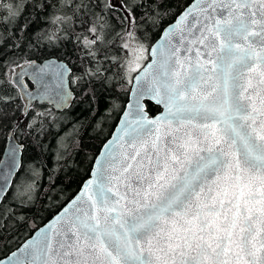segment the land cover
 <instances>
[{"label":"snow or ice","instance_id":"obj_1","mask_svg":"<svg viewBox=\"0 0 264 264\" xmlns=\"http://www.w3.org/2000/svg\"><path fill=\"white\" fill-rule=\"evenodd\" d=\"M160 5L0 0V118L25 76L40 85L25 95L57 108L75 99L73 85L90 108L117 84L135 93L80 192L8 264H264V0H193L163 43H146L139 33L162 20ZM29 6L47 27L24 39ZM41 48L73 59L37 64ZM148 102L163 111L150 116ZM25 115L16 126L27 135L57 119ZM10 174L0 170V217L13 211L3 206ZM35 190L34 179L17 185L13 202L28 207Z\"/></svg>","mask_w":264,"mask_h":264},{"label":"trees","instance_id":"obj_2","mask_svg":"<svg viewBox=\"0 0 264 264\" xmlns=\"http://www.w3.org/2000/svg\"><path fill=\"white\" fill-rule=\"evenodd\" d=\"M119 8L122 0H118ZM192 0H161L162 20L153 26L151 23L142 27L139 35L143 38L147 36L146 43L153 44L158 38L163 28L174 21L180 12ZM139 16L142 9H137ZM123 15L122 12H113L114 24L118 25L115 17ZM37 12L30 6L19 23H27V34L24 39L33 37L36 32L47 27L43 16L39 19ZM144 25V21H141ZM71 47V45H69ZM24 52H27L25 43ZM51 51L47 48L34 50L31 58L43 60L48 57L58 56L69 63L73 58H64L63 51L48 55ZM13 53H9V56ZM27 87L32 84L24 80ZM130 85L121 88L118 84L110 90H101L97 95V101L88 105L90 98H81L79 90L72 86L75 99L71 106L62 111L56 112L48 104L35 103L29 108L20 89H16L13 95L16 99L8 104L6 108L7 116L0 118V156L4 149L7 134L13 131L17 140L24 145L22 154V164L19 172L14 178L13 184L6 194L8 199L3 200L5 208L11 207L13 211L6 217H0V258L6 256L26 240L38 227L48 221L56 214L79 190L83 181L89 176L93 160L100 150L102 144L109 138L119 116L124 109L128 99ZM23 97V98H21ZM51 110L57 119L55 121H45L40 132L35 129L31 135L18 131L23 127L30 116L25 113L30 111ZM146 110L150 116L159 112V108L148 102ZM67 145V151L63 158L57 162V155L60 146ZM39 171V175L33 176L32 170ZM36 181L35 198L28 207H21L19 202H13V191L17 185H22L25 181ZM24 219L20 220L19 217ZM7 223V227L3 225Z\"/></svg>","mask_w":264,"mask_h":264},{"label":"water","instance_id":"obj_3","mask_svg":"<svg viewBox=\"0 0 264 264\" xmlns=\"http://www.w3.org/2000/svg\"><path fill=\"white\" fill-rule=\"evenodd\" d=\"M191 3H193V0H192L189 4H191ZM189 4H188V5H189ZM188 5H187L185 8H187ZM185 8H184V9H185ZM184 9H183L182 11H184ZM182 11H181V12H182ZM181 12H180V14H181ZM180 14H178V16H179ZM178 16H177V17H178ZM177 17H176V18H177ZM176 18L174 19V21H172V22L169 23L168 25L174 23L175 20H176ZM168 25H166V26L163 28V30H164ZM163 30L161 31L160 35H159L158 38L154 41L153 44L157 43V41H159L160 43H163V41L160 40V37H161V35H162V33H163ZM157 46H159V45L157 44ZM57 59H58V58H56V57H48V58H45V59H43V60H36V63H37V64H44V63H46V61H49V60H50V61H54V62H56ZM63 62L67 64V62H65L64 60H63ZM25 79L28 80V81L32 84V87H31V88L27 87V85L24 83V80H25ZM53 82H54V80H53ZM22 86H23V92H21V93H22V95H23V97H24L26 103L29 104V102H30V106H32V105L35 104V103H38V104H48V105H50V106L54 109V111H56V112H62V111H64V110L68 109V108L71 106V104L73 103V101H74V100H73V101H72L67 107H65V108H57L55 102H49V101L47 100V98H45V97L37 96V98H35V99H31L29 96L25 95V93H33V94H36V93L38 92V90L40 89V85H38V84L35 82V80L30 79L29 76H25V77H24L23 82H22ZM131 88H132V85H130V89H131ZM18 89H19V88H18ZM72 91H73V90H72ZM73 94H74V96H75V93H74V92H73ZM142 103H143V102H142ZM150 103H152V102H150ZM134 104H135V93H134L133 91H130V90H129L128 99H127V102H126V104H125V106H124V109L122 110V112H121V114H120V116H119V119H118L116 125L114 126L113 131L111 132L109 138H108V139L102 144L100 150L98 151L97 155L95 156V158H94V160H93V163H92L91 170H90V172H89V175H90V173H91V171H92L93 165H94L95 162H96V157L100 155L101 150H102L103 147H104V144L107 143L108 140L112 139V138H113V135L118 131V127H119V125L121 124V117L123 116L124 111H125V110H129V105H134ZM152 104H154V103H152ZM154 105H155V104H154ZM155 106H157V105H155ZM157 107H158L160 110H159L158 113H156V114L153 115V116H156V115L160 114V112L163 111L162 106H157ZM146 111H147V110H146ZM148 114H149V113H148ZM21 144H22V143H20V142L17 140V138H16L14 132H13V131H10V132L7 134L6 142H5V145H4V149H3L2 154H1V156H0V170H2L3 172H11V174H10L9 177H8V180H9L8 188H9V190H10L12 184H13V181H14L15 176L17 175V173L19 172V170H20V168H21V164H22V154H23V152H22L23 148H19V146H20ZM14 146H15V147H18V148H19V151L16 153V164H15L14 169H12V168L9 167V166L11 165V162H12V160H11V158H12V154H11V152H10V149H11L12 147H14ZM88 177H89V176H88ZM88 177L83 181V183L88 179ZM83 183L81 184V186L83 185ZM81 186H80L79 190L75 193V195H74V196H73V197H72V198H71V199H70V200H69V201L63 206V207H65V206H66V205H67L72 199L75 198V196L80 192ZM8 192H9V191H8ZM8 192L4 193L3 195H6ZM63 207H62V208H61L56 214H54V215H53L48 221H46L44 224H42L40 227H38V228H37V229H36V230H35V231H34V232H33V233H32V234H31L26 240H24V241H23V242H22L17 248H15L14 250H12V251H11L10 253H8L6 256L0 258V261H3V264H8V259H9V257L11 256V254H12L13 252H17L18 248L22 247L26 242H28V241L31 240L33 237H35V236L40 232L41 229H44L45 231H47V226L50 224V222H53V221H54V218H55V217H56V216L62 211Z\"/></svg>","mask_w":264,"mask_h":264},{"label":"rangeland","instance_id":"obj_4","mask_svg":"<svg viewBox=\"0 0 264 264\" xmlns=\"http://www.w3.org/2000/svg\"><path fill=\"white\" fill-rule=\"evenodd\" d=\"M112 2L116 5H119V1L118 0H112Z\"/></svg>","mask_w":264,"mask_h":264}]
</instances>
